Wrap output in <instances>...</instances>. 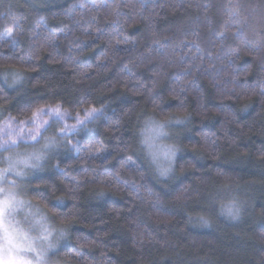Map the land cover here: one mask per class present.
<instances>
[{
	"label": "clouds",
	"instance_id": "1",
	"mask_svg": "<svg viewBox=\"0 0 264 264\" xmlns=\"http://www.w3.org/2000/svg\"><path fill=\"white\" fill-rule=\"evenodd\" d=\"M0 264H264V0H0Z\"/></svg>",
	"mask_w": 264,
	"mask_h": 264
}]
</instances>
